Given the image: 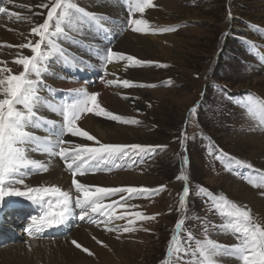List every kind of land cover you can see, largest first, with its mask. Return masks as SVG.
Masks as SVG:
<instances>
[{"label": "rangeland", "instance_id": "rangeland-1", "mask_svg": "<svg viewBox=\"0 0 264 264\" xmlns=\"http://www.w3.org/2000/svg\"><path fill=\"white\" fill-rule=\"evenodd\" d=\"M46 2L48 0H14V4L9 8L10 11L31 16L35 23H42L47 16V9H41L38 5ZM72 2L88 12L103 14L108 18L103 23L111 31L106 34L87 27L73 31L66 26L65 31L72 40L61 38L59 43L67 50L69 58L75 55L87 61L91 59L97 61L98 59L93 55L94 52H90L88 46L100 49L110 46L114 51H121L144 61L167 65V67H156L153 64L129 68L138 70L132 79L126 77L127 74L118 75L135 82L155 85L154 87L123 89L106 86L104 82L97 83L94 87H87L80 81L85 85L82 88H86L89 92L97 91L100 94L98 102L108 111L141 121L139 125H125L88 113L82 117V121L78 122L80 127L91 134L83 120L90 116L107 122L113 130L124 127L140 128L142 133L136 134V139H128V141L136 142L135 144L167 146L146 156L143 162L137 160L132 167L114 169L111 173L97 172L94 174V179L99 186L104 187L132 186V184L148 188L166 187L158 195L136 197L129 201L130 204L138 206L134 209L136 211H143L147 215L156 213L160 215L154 221L137 222L138 230L132 233L108 232L112 235L114 246H105V242H102L98 236L99 231L103 230L102 226L97 227L79 220H77L78 225L75 226L73 220V223L71 222L74 225L73 229L80 228L81 223L94 226V229H97L94 236L103 244L97 243L96 248L92 249L95 253L89 248L92 255L85 253L84 247L73 246L82 253L58 264H162L172 230L181 215L176 209L184 182L176 180V176L181 171L184 156L188 158V164L183 167V171L189 176V187L192 193L188 200L186 213L188 219L184 228L190 231L196 240L205 238L207 227L208 238L228 245L236 242L232 235L222 234L218 228L212 227V225L221 224L222 218L215 211H209L203 198L195 195L197 186H203L214 194L223 193L239 205L247 206L252 215L264 224L260 215L255 213L251 202L245 199L247 194L245 192L251 189L256 191L258 197L264 201V187L253 186L245 179V177H251L260 183L264 178L262 177L264 127L259 125L258 119L247 115L246 107H242L246 104L249 93L253 97L264 99V0H153L154 6L146 9L142 15L134 13V18L148 20L149 27L177 26L174 31L165 33H137L127 27L126 0H72ZM20 4L30 6L31 11L28 8L19 7ZM36 12H41L42 15L33 16L32 14ZM229 12L231 19H229ZM3 22L15 25V28H9ZM0 26L15 35L9 39L0 34V44L13 46H0V61L6 62V66L13 73H18L22 67L14 63L17 53L22 51L24 55H31V52L29 49L20 50L14 46L26 43L28 39L35 42L38 37L29 35L30 28L33 26L31 23L10 20L7 15H0ZM128 34L151 38L150 41L165 47V53L162 55L159 52V56L150 54L140 58L132 51H126L125 47L120 48L121 40ZM170 34H175L174 40L164 39ZM245 39L252 44L246 43ZM49 67L52 72L45 74L43 80L48 81L47 78H49L51 82L45 83L47 88L41 89L42 92H40L45 100L48 99L51 90L56 91L54 88L49 89L51 86L58 87L62 83V86L72 88L78 85L75 81L70 84L66 80V77H70L71 67L62 66L60 60L50 61ZM73 71L80 70L73 67ZM109 77L110 75L106 76V79H115ZM169 79L172 84H165L164 81ZM104 92L114 96L120 103L112 104L111 97H108L106 102L101 101V94L103 95ZM142 92L144 94H141ZM124 96H128L129 99H125ZM136 97L138 99H135ZM49 100L55 103L60 102L54 96ZM194 106L197 107V113L190 114L189 110ZM41 107L45 109L46 106H38L37 113L47 117ZM46 111L51 112L47 107ZM57 118L59 122L62 120V117ZM182 130L188 136L186 150L182 149L179 143ZM259 134L261 135L258 138ZM91 135L95 136L94 133ZM72 138L74 143L94 144L93 141H87L84 138ZM97 139L101 140L98 137ZM101 142L103 143L102 140ZM209 144H214L232 158L245 161L252 167L234 166L232 170H226L224 163L209 154ZM254 172L256 174H253ZM125 173L133 177L125 176ZM139 175H146L153 180L146 184L138 180L134 182ZM37 179L34 183L41 184V179L39 177ZM11 201L14 202V200ZM170 208L171 212H169ZM121 211L123 210L118 208L117 214ZM113 223L122 225L125 221L118 220ZM181 238L187 239L186 232H181ZM59 239L60 237H57L54 240ZM25 241L27 238L22 242L10 244V247L16 248L17 243L23 244ZM192 247L195 248L194 241ZM100 248L105 251L103 255L100 254ZM191 258L189 255L179 261L172 259L173 264H184L185 260ZM230 258L217 257L218 264L231 262L239 264L237 259ZM37 264L48 263L39 261Z\"/></svg>", "mask_w": 264, "mask_h": 264}, {"label": "snow or ice", "instance_id": "snow-or-ice-1", "mask_svg": "<svg viewBox=\"0 0 264 264\" xmlns=\"http://www.w3.org/2000/svg\"><path fill=\"white\" fill-rule=\"evenodd\" d=\"M13 4L14 0H0V15H7L10 20L31 23L33 26L30 28L29 35L38 39H35V42L28 39L26 43L14 46L20 50L29 49L31 52V55H24L22 51L17 53L14 63L22 67L18 73H13L6 66V62L0 61V65H3L0 66V219L5 209L12 203L11 198H21L20 202H27L25 206L34 212L27 217L24 229L29 240L42 237L48 230L69 226V222L73 220L86 221L97 227L103 226L105 231L117 233H132L138 230L137 222L154 221L160 215L159 213L147 215L143 211H136L134 209L138 206L130 204L129 201L136 197L158 195L166 186L104 187L82 182L81 178L97 172L111 173L114 169L132 167L137 160L143 162L146 156L167 146L102 143L96 136L80 127L78 121L88 113L125 125L141 124V121L136 118L108 111L98 102L100 94L97 92H89L86 88L70 89L67 98L59 103L45 100L40 95L41 89L47 88L43 76L51 71L50 61L58 59L64 67H76L77 62L90 66L89 61L75 55L69 58L67 50L59 43L61 38L72 40L65 31V27L73 31L85 27L94 28L97 32L107 34L111 30L106 28L103 22L108 18L103 14L88 12L72 0H48L38 5L41 9H47L46 18L42 23H35L31 16L10 11L9 6ZM126 4L128 7L126 26L133 32L165 33L174 31L177 27H149L148 20L134 18V13L142 15L146 9L153 7V0H126ZM19 7L28 8L31 11L28 5L20 4ZM32 15H42V13L36 12ZM229 19H231L230 12ZM245 42L252 44L246 39ZM0 46L13 47L2 44ZM88 48L100 61V67L104 72L100 80L106 86L123 89L155 86L121 78L115 72L109 73V65L117 66L123 62L125 71L129 68L153 64L156 67H167L157 62L141 60L121 51H114L110 46L106 49L92 46ZM108 75L114 76L115 79H106ZM164 83L171 85L172 81L169 79ZM124 98L129 99L128 96ZM38 106H46L49 111L61 116L62 121L58 122L38 115L36 111ZM242 107H246L247 114L258 119L259 125L264 127V99L253 97L249 93L247 102ZM189 113L196 114L197 107L191 108ZM29 128L42 130L47 135H37L34 131H29ZM65 137L85 138L87 141H93L94 144L74 143ZM187 140L188 136L182 130L179 138L182 149L186 150ZM32 152L46 155L48 159L45 161L32 158L29 154ZM208 152L214 159L224 163L226 170H232L234 166L252 167L245 161L232 158L214 144L208 145ZM57 157L63 161L65 169L71 174V189L65 190L59 185L48 183L30 186L25 182L27 176L49 172L53 159ZM187 164L188 158L182 157L181 171L176 176V180L184 182L176 209L181 215L172 230L162 264H173L172 258L179 261L189 255L192 258L185 260L184 264H218L217 257L220 256L237 259L240 264H264V224L252 215L247 206L239 205L223 193L214 194L203 186H197L195 195L203 198L209 211H215L222 218L221 224L212 225V227L218 228L222 234L232 235L236 243L223 245L208 238L207 227L205 238L196 240L192 233L184 228L188 219L186 215L188 200L192 194L189 176L183 171V167ZM245 179L253 186L264 187V178L260 183L251 177H245ZM118 208L123 210L119 214H117ZM171 211L170 208L169 212ZM118 220H123L125 223L122 225L113 223ZM181 232H186V240L181 238ZM93 239L96 238L93 237ZM193 241L195 248L192 247ZM72 243L77 248L82 247L75 240ZM25 244L31 250L29 241H25ZM83 251L92 255L88 248H83Z\"/></svg>", "mask_w": 264, "mask_h": 264}, {"label": "bare ground", "instance_id": "bare-ground-1", "mask_svg": "<svg viewBox=\"0 0 264 264\" xmlns=\"http://www.w3.org/2000/svg\"><path fill=\"white\" fill-rule=\"evenodd\" d=\"M119 4H121V3H119ZM4 24H7V23H4ZM7 26L9 28H15V25H12V24L11 25L7 24ZM4 28L2 29V27L0 26V34H3L4 37L7 36L10 39V37L15 36L13 33L11 34L10 32H7L8 30L7 31L4 30ZM174 35L175 34H170V35L166 36L167 38L165 37L164 39H168V40L172 41L175 39ZM16 36L18 37L19 35H17V33H16ZM4 37L1 36V38H4ZM150 39L151 38L148 39V37L146 39L145 37L134 36V35L131 36L128 34L127 36H125V38L123 40H121L120 48L125 47L126 51H132L133 53L138 55V57H140V58H143V57H145V55H150V54H153V55L155 54V55L159 56V52L163 55V53H165V47L161 46L160 44H157V43L150 41ZM176 42L179 43L180 41L176 40ZM72 71H73V69H72ZM136 71H138V70L128 69L127 71H125L123 68V62H121V64H119L117 66L109 65V73L115 72L117 74V76L127 74L126 77H129L130 79H132V76H134V73ZM86 76H89V75L86 74ZM110 77L115 78L112 75H110ZM47 79H48V81H44V82L48 84L51 81L49 80V78H47ZM81 83L82 82H80V84ZM81 86H85V85L81 84ZM105 93L106 92H104L103 95L101 94V98H100L101 101L104 100L106 102V101H108V97H111L112 104L113 103H116V104L120 103L119 101L117 102V100L114 96H111L108 92H107V94H105ZM141 94H144V92H142ZM41 108L43 109V107H41ZM42 112L46 113V116L51 118L52 120H56L59 122L57 117H61V116H59L55 113L53 114V112H50V113L47 112L46 107H45V109L42 110ZM83 120H84V124L87 125V129L89 131H91V134L94 133L95 136H97L98 138H100L103 141V143L135 144L136 142L128 141V139L134 140L137 138L136 134L142 133L140 128L124 127V128H118V129L113 130L112 127L107 122L105 123L99 119H96V118H93L90 116H87ZM249 126H250V124H249ZM256 129H257V127H256ZM28 130L34 131L37 135H40V136L47 135V133H45L44 131L39 130V129L29 128ZM252 132H254V131H252ZM260 135L261 134L257 135V137ZM65 139H71L72 140L73 138L72 137H65ZM256 140H258V139H256ZM74 141H75V139H74ZM261 153H263V152H261ZM29 154L32 156V158H35L38 160H45L46 161L48 159V157L46 155H41L39 153L32 152ZM125 176L133 177V175H131L129 173H125ZM38 177L41 179L42 183L56 184V185L61 186L65 190L71 189V187H70L71 186V174L64 168L63 161H61L58 157L53 159L52 166L50 167L49 172L39 174ZM136 177L137 178L135 181H134V179H132V180L134 182H136L137 180H138V182L141 181L142 184H146V182H151L153 180V178H149L146 175H139ZM94 178H95L94 175L89 174L86 177H83L81 179H82V182L98 185V183L96 182V180ZM138 185H140V184H138ZM132 186H137V185L132 184ZM240 188L246 189L244 187H240ZM245 194H246L245 199H247V202L248 201L251 202V204L253 205L255 213H258L260 215V217L262 218V220L264 221V201L258 197L256 191L254 192L251 189H250V191L247 190V192H245ZM18 207H21V205H18ZM17 214L21 215L22 211L18 209ZM77 215H78V212H77ZM71 222L72 221H70L69 226H67L69 228V232H68L70 234L69 236L65 235L66 236L65 237V236L59 235L53 239L52 238L51 239L38 238V239H33V240H29V238H27V241H29V243L31 244V250H29L28 245H26L25 243H23V244L17 243L16 248H13V249L10 247V245H8L9 247L8 246L1 247L2 250L0 251V264H37L39 261H43V262H46L48 264H58L59 262L67 260L71 256L75 257L78 254L82 253V252L75 249L76 246L72 243L73 240H75L77 243H79L84 248H88V249L90 248V250L94 249V247L96 248L98 240L93 239V237H95L94 233L96 232L97 229H94L95 228L94 226H90V225L86 226V225H83L82 223H81V225H79L80 228L73 229L74 225H72ZM102 229H101L102 231H99L98 236L102 239V242L103 241L105 242L104 245L106 244L105 246H109V245L114 246L115 242H113V240H112V235L110 233H108L107 231L105 232L103 226H102ZM57 237L58 238L60 237V239L54 240ZM123 239L124 238H122V240ZM17 246H19V247L17 248ZM73 246H75V247H73ZM7 248H11V249H7ZM102 249L100 248V254L101 255H103L105 252V251H102ZM92 251L94 252V250H92ZM96 251H97V249H96ZM230 264H232V262ZM239 264H240V262H239Z\"/></svg>", "mask_w": 264, "mask_h": 264}]
</instances>
